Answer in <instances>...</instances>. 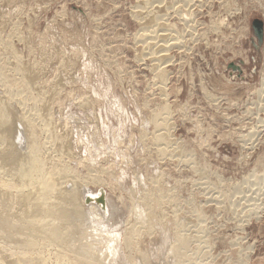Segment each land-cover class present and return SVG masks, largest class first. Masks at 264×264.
Returning <instances> with one entry per match:
<instances>
[{
    "label": "rangeland",
    "instance_id": "1",
    "mask_svg": "<svg viewBox=\"0 0 264 264\" xmlns=\"http://www.w3.org/2000/svg\"><path fill=\"white\" fill-rule=\"evenodd\" d=\"M254 17L264 0H0V264H264Z\"/></svg>",
    "mask_w": 264,
    "mask_h": 264
},
{
    "label": "bare ground",
    "instance_id": "2",
    "mask_svg": "<svg viewBox=\"0 0 264 264\" xmlns=\"http://www.w3.org/2000/svg\"><path fill=\"white\" fill-rule=\"evenodd\" d=\"M20 69H21V68H20ZM24 71H25V70H24ZM0 72H1V71H0ZM22 76H23V75H22ZM0 80H2V82H3L4 80H7V78L4 77L2 73H0ZM26 80L28 81V79H26V78H25V79H22V82H21L20 80H19V81H20L23 85H28V84L26 83ZM19 81H18V82H19ZM5 82H6V81H5ZM15 83H16V82H15ZM29 83H30V82H29ZM2 84H3V83H2ZM261 84L264 85V77L262 78ZM0 103H1V102H0ZM2 104H4V103H1V105H0V106H1L0 109H2L1 112H0V142L8 140L9 135L11 134V130H12L11 128H13V124H12V125L10 124V121H11V119H10V114H9V110H10V108H9L8 106L4 107V105H6V104H4L3 107H2ZM45 104H46V103H45ZM7 108H9V110H8ZM24 115H25V114H24ZM29 116H30V115H29ZM30 119H31V118H30ZM29 121H30V120L27 118V116H26V117H24V116L22 117V122H23V124L25 125L26 130H28ZM29 135H30V133H29ZM29 139H30V138H29ZM1 140H2V141H1ZM6 142H7V141H6ZM6 142H4V143H6ZM6 145H7V144H6ZM34 145H35V144H34ZM34 145H33V146H34ZM6 147H7V146H5L4 149H1V148H0V153H2V152L5 150ZM34 148H35V147H34ZM7 150H8V149L6 148L5 151H7ZM31 150H32V149H31ZM7 152H8V151H7ZM3 153H4V152H3ZM32 153H33V151H32ZM34 153H35V151H34ZM34 153H33V154H34ZM5 154H6V153H5ZM7 154H8V153H7ZM29 155H31V156H30V157L28 156V157H29V159H28V163L25 164V167L22 166V168L18 170V171H19V173H18V175H17L18 178L20 177L21 179H22V178H25V179H26V178H28V179L30 178V179H31V178L33 177L32 175H33L34 171H36V169L39 168V167H38V166H39V165H38L39 163L37 162V161H38V160H37V157H38V156L35 154V155L37 156V157H35V155L33 156L31 153H30ZM7 156H8V155H7ZM23 164H24V163H23ZM37 165H38V166H37ZM37 167H38V168H37ZM47 186H48V185H47ZM46 189H47V188H46ZM85 189H86V188H84V191H85ZM76 190H77V189H76ZM76 190H75V192H76ZM78 190H79V189H78ZM82 191H83V189H82ZM86 191H87V190H86ZM86 191H85V192H86ZM56 192H57V191H56ZM60 193H61V192H60ZM79 193H80V192H79ZM82 193H83V192H82ZM80 194H81V193H80ZM83 194H86V193H83ZM59 195H60V194H59ZM61 195H62V194H61ZM64 196H65V194H64L62 197L64 198ZM77 196H78V195H77ZM62 197H61V198H62ZM78 197H80V196H78ZM59 198H60V197H59ZM79 199H80V198H79ZM109 199H110V198H109ZM109 199H108V200H109ZM22 200H23V199H22ZM105 200H106L105 202H107V198H106ZM110 200H111V199H110ZM110 200H109V201H110ZM111 201H112V200H111ZM79 202H80V201H79ZM107 203H109L110 205H113L112 202H107ZM104 204H105V203H104ZM109 204H108V205H109ZM42 205H43V204H42ZM44 205H46V204H44ZM88 205H89V204H88ZM93 205H94V203H93ZM46 206L48 207V205H46ZM46 206H43V207L45 208ZM96 206H97V205L94 206V208H96V210L93 208L92 204H91V206L89 207V208H91V207L93 208V210H94L93 212L95 213V215H96V211L98 210V207H96ZM113 206H114V205H113ZM113 206H112V207H113ZM36 207H37V206H36ZM36 207H34V208H36ZM47 207L44 209V210H46V212L48 211V212H50V213H52V214L56 213V211H57V212H61V211H58L57 209H49V208H47ZM81 207H82V205H81ZM114 207H115V206H114ZM114 207H113V209H114ZM37 208H38V207H37ZM89 208H88V209H89ZM92 208H91V209H92ZM31 210H32V208H31ZM72 210H73V209H70L69 212H71ZM99 210H100V209H99ZM29 211H30V209H29ZM29 211H28V214H29ZM32 211L34 212V209H33ZM36 211H38V210L36 209ZM46 212H45V213H46ZM90 212H91V211H90ZM98 212H99V211H98ZM50 213H49V214H50ZM61 213H63V212H61ZM91 213H92V212H91ZM30 214H31V213H30ZM63 214H64V213H63ZM92 214H93V213H92ZM97 214H98V213H97ZM102 214H104V213H102ZM259 214H260V213H259ZM69 215H70V214H69ZM100 215H101V214H100ZM90 216H91V218H90V221H91V219H92L93 216H92L91 214H90ZM98 216H99V215H98ZM88 218H89V216H88ZM93 218H94V217H93ZM97 219H99L98 221L100 222V220H102L103 218L101 219V218H98V217H97ZM97 219H95V222H97V221H96ZM90 221H89V222H90ZM101 223H102V222H101ZM90 224H93V223L90 222ZM94 224H95V223H94ZM96 224H100V223H96ZM55 233H56V228L53 229V231H52V234H53V235H55ZM50 234H51V233H50ZM94 234H97V233L94 232ZM162 237H163V235H162ZM165 238H166V237H165ZM166 239H168V238H166ZM166 239H165V240H166ZM165 240H164V241H165ZM164 241L162 240L161 243L163 244ZM164 243H165V242H164ZM171 245H172V244H171ZM172 246H173V245H172ZM172 248H173V247H172ZM174 248H175V247H174ZM175 249H176V248H175ZM177 249H179V248H177ZM177 249H176V251H178ZM173 250H174V249H173ZM174 251H175V250H174ZM179 252H180V250H179ZM179 252H178V253H179ZM167 255H168V254H167ZM170 257H171V256H170ZM33 259H35V258H33ZM35 260H36V259H35ZM44 260H45V258H44ZM44 260H43V261H44ZM139 260H141V258H139ZM31 261H34V260H31ZM34 262H35V261H34ZM28 263H29V261H28ZM56 263H57V262H56ZM139 263H140V262H139ZM169 263H170V262H169ZM24 264H25V262H24ZM34 264H37V263H34ZM43 264H44V263H43ZM58 264H59V263H58ZM140 264H141V263H140ZM170 264H171V263H170Z\"/></svg>",
    "mask_w": 264,
    "mask_h": 264
},
{
    "label": "water",
    "instance_id": "3",
    "mask_svg": "<svg viewBox=\"0 0 264 264\" xmlns=\"http://www.w3.org/2000/svg\"><path fill=\"white\" fill-rule=\"evenodd\" d=\"M251 26H252V32L255 36V40L253 39L252 43L254 44V46L256 48H258L257 46H259L262 41H263V36H264V29H263V21L262 19H260L259 17H254L252 20H251ZM240 62H242V60H240ZM230 68H232L233 70H237L238 73L241 72V68L238 64H236L235 62L231 61L227 64ZM103 190L100 189L99 191V198H97L100 203H101V206L104 205V201H103ZM93 200L95 199V196L91 195L90 193L88 195H86V200Z\"/></svg>",
    "mask_w": 264,
    "mask_h": 264
}]
</instances>
